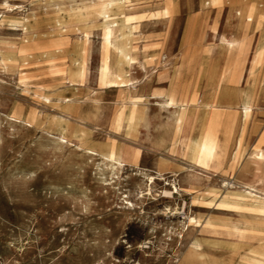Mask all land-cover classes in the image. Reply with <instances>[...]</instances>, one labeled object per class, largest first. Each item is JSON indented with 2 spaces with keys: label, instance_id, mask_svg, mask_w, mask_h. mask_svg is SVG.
Here are the masks:
<instances>
[{
  "label": "rangeland",
  "instance_id": "rangeland-1",
  "mask_svg": "<svg viewBox=\"0 0 264 264\" xmlns=\"http://www.w3.org/2000/svg\"><path fill=\"white\" fill-rule=\"evenodd\" d=\"M107 1L0 0V264H247L264 223L210 204L206 191L226 192L224 181L264 191L253 159L264 130V0H111L105 16ZM112 21L135 61L114 50L112 67L130 85L103 88L101 29ZM185 83L198 103L217 104L210 125V108L157 104L181 98ZM243 90L254 104L233 157ZM125 100L147 106L131 130L117 129ZM208 126L217 155L196 165L185 148ZM53 135L71 145L53 151ZM85 149H113L126 165L111 174L97 157L83 162ZM98 168L113 186L98 184ZM153 172L165 180L146 194ZM172 182L183 191L162 196Z\"/></svg>",
  "mask_w": 264,
  "mask_h": 264
},
{
  "label": "bare ground",
  "instance_id": "bare-ground-1",
  "mask_svg": "<svg viewBox=\"0 0 264 264\" xmlns=\"http://www.w3.org/2000/svg\"><path fill=\"white\" fill-rule=\"evenodd\" d=\"M213 1H217V0H213ZM111 5H112L111 0L107 1L106 4L104 5L103 7L104 9L102 11L105 16H107V13H108L107 9L110 8ZM5 6L9 7L11 5L5 2ZM171 7H173V4L171 2L168 5H166V7L164 6V9H165L164 13L168 14ZM238 13L240 14V12ZM119 31H120L119 26L117 25V23L113 21L110 23H105L101 29L102 60L100 62V66L98 70V81H99V84L103 88L125 87L127 85H130L131 80L130 79L124 80L119 74V72L114 70L111 64L110 56L114 50H116L119 55L121 56L123 55L124 59H126V62H128L129 64L135 61L133 56L123 54L121 44L117 40V36H120ZM86 33H85L86 36L84 39L85 43L90 41L89 34H86ZM226 44L227 46L230 47L232 51L238 49L241 46L240 40H232L230 42H226ZM161 57L162 55H160V58ZM83 63H84V66L82 70L79 72V76L81 80H83V78L85 77L86 68H87L86 61ZM186 63L188 64V70H191L192 61H188V62L186 61ZM204 63L207 64L206 62ZM145 65L146 64L144 62L139 61V66L144 70H145ZM229 72H230V68L226 70L225 80H227ZM187 91H188V83H185L184 86L182 87L181 98L176 99L175 95H172V96L170 95L171 96L170 98L162 97V100L160 102H157V104L161 108H165V109L171 108V107H177V106H183V107L197 106L199 110L202 109L205 111V109L210 108L213 110L209 118V125H210L212 116L218 113L217 104L214 102H211L208 99V95L206 96L205 99L202 98L200 102L198 103L196 101V97H197L196 93H194L193 91V93L190 96H188ZM158 98L159 97H157V99ZM253 98L254 97L251 91L249 90L242 91L241 96H240V107H241L240 119L242 121L241 122L242 126H241V133L236 140V144H235L236 148L231 154V156L233 157L236 155V153L240 150L242 146V134H243L245 125L252 113V108L254 104ZM158 100H160V98ZM63 101L70 102L71 100L69 98H64ZM146 108H147L146 103H140L138 101L129 102L128 100H125L121 104L120 109L117 113V117H116L117 129H119L122 125H124V127L128 130L133 129L139 122L143 121L144 118H146L145 117L146 110H147ZM8 118L11 120L17 119V117H14L13 115H8ZM53 136L54 137H52V139L50 140V145L53 151H59L61 148L64 147V144L71 145V143H69L64 137L56 136V135H53ZM218 147H219L218 140L215 139V137L213 136V132L210 130V127L208 126V130L205 135L201 137L198 136V138L196 139H189L186 145L185 151H186V155L190 159L194 160L196 165L197 164L204 165L208 159H214L216 157ZM82 153L85 156V159H83V162L86 159L97 157L98 159L101 160L102 164L105 165L106 168L110 169L111 174H113L115 170H120L122 169L124 165H126L124 162L117 159L116 154L113 149L110 150L108 154L97 153L95 151L88 150V149L83 150ZM133 157L135 160L139 158L138 150L134 152ZM253 159H254V162H258V163L261 162L264 165V130L258 141L256 151L253 154ZM101 170L102 168H98L96 171L97 173L96 180L98 184H100L101 186L103 185L113 186L111 185L112 184L111 181L105 180V178L102 177ZM155 179L165 180V177L162 173H159V172L147 173V180L149 182V186L145 190L146 194L151 193L150 185L154 183ZM166 183L168 182L166 181ZM222 187L226 190V192L220 195H218L217 192L206 191V195L210 198L209 200L210 204L214 203L219 208H226V209L234 210L236 213L245 214L246 216H249L251 218H254L255 220H258L264 223V191H259L253 188L250 184H239L238 185V184H234V182H227V181L223 182ZM172 189L173 190L163 189L161 191L162 196L167 197V196H171L173 193H179L180 191H183V189L178 187L174 182H172ZM140 193H142V191H140ZM125 199L127 200V198ZM127 202L130 203L129 205L133 204L130 201H127ZM188 220L189 222H197V219H194L193 217H190ZM233 228L239 229L237 226H233ZM191 246L192 248H194V251H200L202 248V245H200L197 242L192 243ZM214 264H217V263H214ZM247 264H264V246L260 249V251L256 253V256L252 258L251 261H249Z\"/></svg>",
  "mask_w": 264,
  "mask_h": 264
},
{
  "label": "crops",
  "instance_id": "crops-1",
  "mask_svg": "<svg viewBox=\"0 0 264 264\" xmlns=\"http://www.w3.org/2000/svg\"><path fill=\"white\" fill-rule=\"evenodd\" d=\"M189 71H191V70H189ZM185 73H186V71L184 72V75H183L182 77H184V76H185ZM182 77H181V79H182ZM139 123H140V122H139ZM139 123H138V124H139ZM138 124H137V125H138ZM137 125H136V126H137Z\"/></svg>",
  "mask_w": 264,
  "mask_h": 264
}]
</instances>
